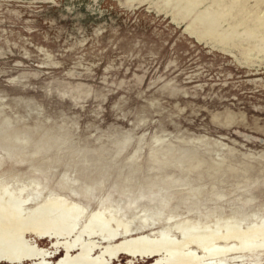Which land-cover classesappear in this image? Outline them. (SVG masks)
Here are the masks:
<instances>
[{
    "label": "rangeland",
    "instance_id": "obj_1",
    "mask_svg": "<svg viewBox=\"0 0 264 264\" xmlns=\"http://www.w3.org/2000/svg\"><path fill=\"white\" fill-rule=\"evenodd\" d=\"M4 183L133 234L264 217V0H0Z\"/></svg>",
    "mask_w": 264,
    "mask_h": 264
},
{
    "label": "flooded vegetation",
    "instance_id": "obj_2",
    "mask_svg": "<svg viewBox=\"0 0 264 264\" xmlns=\"http://www.w3.org/2000/svg\"><path fill=\"white\" fill-rule=\"evenodd\" d=\"M55 192L45 191L44 186L39 183L23 184L17 187L12 184H0V264H111L112 260L117 256L120 258L121 255L131 256L133 259L130 264H134V258L139 257L149 264H264V245L258 242L256 244L244 243L242 248L249 250L229 256L223 254L222 251H226L225 249L209 250L210 247H205L204 250L198 247H188L170 251L146 247L137 248L132 240L139 237H145L141 241L146 240L147 242L155 239L161 240V237L166 235L161 236L160 233L165 232H155L159 230L156 229L153 230L156 234H153V231L133 234L134 219L123 216L116 207L112 208L118 216L112 219L94 215L102 208L92 215H89L87 210L85 214H82V211L80 214L67 213L68 208H81L84 203L79 201L69 203V197L56 190ZM57 201L64 203L66 208L52 204ZM149 217L148 221L145 222L143 219V222L155 225L158 219L153 216ZM175 218L171 216L168 219L170 225L178 221ZM26 219L28 223L23 225ZM9 220H12L11 225H8ZM263 220L264 217H261L257 221ZM226 221L237 223L245 228L248 226L247 223L256 220L246 223L244 218L232 217L217 219L214 223H195L189 219L184 221L186 225L182 233L200 231V226L204 225L208 226L206 229L222 227ZM178 224L179 222L174 226L164 228L169 232L167 237H175L171 233L177 230L180 226ZM27 225L37 228L31 233L21 234L23 230H26ZM33 235L37 238H33ZM167 237L165 240L172 241ZM38 238L48 239L52 246H41ZM226 249L234 250L235 248ZM58 254L61 255L60 259L54 261L53 258Z\"/></svg>",
    "mask_w": 264,
    "mask_h": 264
},
{
    "label": "bare ground",
    "instance_id": "obj_3",
    "mask_svg": "<svg viewBox=\"0 0 264 264\" xmlns=\"http://www.w3.org/2000/svg\"><path fill=\"white\" fill-rule=\"evenodd\" d=\"M27 184V183H26ZM68 202L76 203L77 201L71 198H68ZM83 207V208H82ZM81 208H73L68 212H71L72 214H80V211H82V214H85L86 212L90 215L94 214L96 211L90 210L87 205H82ZM68 210V209H67ZM101 213V214H100ZM95 216H101V217H108L109 219H112L113 217H117L118 214L114 213V208H102ZM33 217V216H31ZM35 217V216H34ZM149 214L143 216V219L148 221ZM34 219V218H32ZM26 223H28V219H26ZM180 226L177 227V230H175L172 235L171 239H168L170 237H167L168 231L164 230V228L159 229L155 232H165L160 233L162 236L163 234L166 235L165 237H161V240H152L147 242L141 241L144 240L145 237H139L134 240L135 245H137V248H151V249H162L163 251H170L171 249H184L188 247H198L204 250L205 247H210L212 249H225L226 251H222L225 256L233 255L238 252H243L249 249L242 248L244 246V243H254L256 244H263L264 245V220L263 221H253L250 223H247L245 228L243 226H240L237 223H230L229 221H226L225 225H222V227H213L212 232H206V228H208L207 225L200 226V231L191 232V233H182L183 227L186 225L184 221L179 222ZM178 224V225H179ZM221 226V225H220ZM36 226L27 225L25 226L26 230H23L21 232H27L31 233L36 229ZM38 230V229H37ZM153 231V234H156ZM167 237L168 241L170 243H174L176 245H171L169 243H165V239ZM134 244V243H133ZM119 245V244H118ZM235 248L234 250H227L226 248ZM260 249V248H258ZM264 249V248H263ZM137 250V249H136Z\"/></svg>",
    "mask_w": 264,
    "mask_h": 264
}]
</instances>
